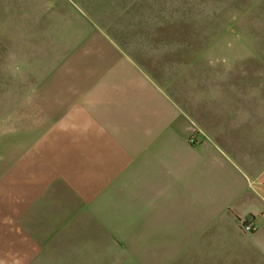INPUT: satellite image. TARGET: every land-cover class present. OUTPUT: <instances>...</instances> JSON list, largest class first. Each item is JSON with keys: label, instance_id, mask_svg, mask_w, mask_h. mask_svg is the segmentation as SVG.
<instances>
[{"label": "crops", "instance_id": "0c3cea01", "mask_svg": "<svg viewBox=\"0 0 264 264\" xmlns=\"http://www.w3.org/2000/svg\"><path fill=\"white\" fill-rule=\"evenodd\" d=\"M55 53L46 69L24 72L28 90L13 111L19 125L5 120L20 137L0 132V264H24L35 240L72 206L94 209L98 215L85 211L86 221L101 223L107 236L160 239L153 264H264V119L208 129L186 154L170 153L165 133L131 135L134 118L120 122L145 82L121 44L92 33L68 54ZM136 184L143 206L159 203L162 210L158 218L144 217L143 235L135 233L137 217L115 215L137 206L117 197ZM24 189L34 194L14 197V214H36L33 249L23 250L20 241L9 251L5 227L13 217L4 191ZM244 220L254 231L242 228Z\"/></svg>", "mask_w": 264, "mask_h": 264}, {"label": "rangeland", "instance_id": "374dc122", "mask_svg": "<svg viewBox=\"0 0 264 264\" xmlns=\"http://www.w3.org/2000/svg\"><path fill=\"white\" fill-rule=\"evenodd\" d=\"M92 33L121 44L144 77L143 89H135L140 100L120 120L134 118L131 135L154 129L167 135L170 153L186 154L208 129L218 133L264 119V0H0V132L19 136L5 120L17 121L14 108L28 90L24 72L46 69L55 52L68 54ZM127 191L117 197L137 206L119 207L115 215L137 217L135 233L143 235L144 217L158 218L161 205L143 206L137 184ZM33 194L4 191L13 217L5 227L9 251L20 241L23 250L33 249L36 214H14L13 200ZM68 211L35 240L36 252L27 261L24 256V264H153L163 247L156 238L107 236L101 223L86 221L85 211L98 215L94 209Z\"/></svg>", "mask_w": 264, "mask_h": 264}, {"label": "built area", "instance_id": "2783aa9c", "mask_svg": "<svg viewBox=\"0 0 264 264\" xmlns=\"http://www.w3.org/2000/svg\"><path fill=\"white\" fill-rule=\"evenodd\" d=\"M242 228L248 232H252L255 229V226L252 221L244 220L241 222Z\"/></svg>", "mask_w": 264, "mask_h": 264}]
</instances>
